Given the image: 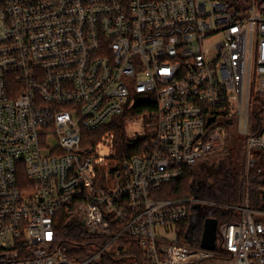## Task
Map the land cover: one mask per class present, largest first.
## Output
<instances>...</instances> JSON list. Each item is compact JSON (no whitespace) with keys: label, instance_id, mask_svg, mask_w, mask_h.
<instances>
[{"label":"built area","instance_id":"2783aa9c","mask_svg":"<svg viewBox=\"0 0 264 264\" xmlns=\"http://www.w3.org/2000/svg\"><path fill=\"white\" fill-rule=\"evenodd\" d=\"M261 87L264 0H0V264H264L248 191ZM120 115L143 122L132 155L118 160L111 130L83 144ZM216 115L243 134L244 194L208 250L179 233L211 202L151 192L223 144ZM61 215L95 241L85 255L61 245Z\"/></svg>","mask_w":264,"mask_h":264},{"label":"trees","instance_id":"16d2710c","mask_svg":"<svg viewBox=\"0 0 264 264\" xmlns=\"http://www.w3.org/2000/svg\"><path fill=\"white\" fill-rule=\"evenodd\" d=\"M254 102L258 105L259 111L264 112V88H260L254 95ZM145 107L152 105H140L136 108L141 112ZM125 115L116 116L111 124L96 131H88L84 135L83 144H93L99 135L105 130H111L115 135L114 149L118 160H123L132 155L140 147L138 139H131L126 133ZM264 131V120L252 125V131ZM93 137L90 139V137ZM95 135V137H94ZM91 140V141H89ZM226 151L215 150L208 154L203 165L187 166L181 178L165 182L158 190L152 191L151 195L157 199H174L197 197L210 201L209 204L194 205L190 208L191 213L198 210V216L189 218L180 224L179 241L184 244L199 246L203 229V222L206 217H213L218 223L235 221L239 218V211L235 206L242 201L244 194L243 169L242 165L234 167L232 164L222 165V156ZM260 157L258 166L261 171L256 173L250 171L248 187L249 204L264 208V196H261L259 186H264V148L257 150ZM80 229L74 219L70 216L61 215L58 224V237L66 253L72 254L79 251V255H85L90 250L84 247V238L79 234ZM77 244L78 247H75ZM218 256V255H217ZM119 258L112 259L103 257L102 264H120ZM125 262V261H124ZM127 264V262H125Z\"/></svg>","mask_w":264,"mask_h":264},{"label":"rangeland","instance_id":"374dc122","mask_svg":"<svg viewBox=\"0 0 264 264\" xmlns=\"http://www.w3.org/2000/svg\"><path fill=\"white\" fill-rule=\"evenodd\" d=\"M256 92L257 91H255L252 95V102L250 109L251 129H252V125L257 123L258 121L264 120V112L259 111L258 105L256 104V102L253 101ZM124 121L126 123L127 134L130 138L140 135L141 130L143 128V122L140 120V117L138 115H127L125 116ZM213 129L219 130L220 139L223 142L221 146L216 148V151L217 150L226 151V154L222 156V161H221L222 165L229 166V164H232V166L234 167L241 166L243 162L242 152L245 147V140L243 138V134L238 130L236 122L226 124L224 121V117H219L215 122H213L209 126L208 131H211ZM200 165H203V163H201ZM104 168L105 167H103L102 169ZM102 187L105 188V186ZM83 243H84V247L86 248H93L95 246V241L89 238H84ZM109 249H112V247H109ZM102 257L103 255H101L100 258ZM206 262L207 260H203L198 264H207ZM120 264H126V263L124 261H121Z\"/></svg>","mask_w":264,"mask_h":264},{"label":"water","instance_id":"95a60500","mask_svg":"<svg viewBox=\"0 0 264 264\" xmlns=\"http://www.w3.org/2000/svg\"><path fill=\"white\" fill-rule=\"evenodd\" d=\"M213 117L208 118L210 122ZM217 220L213 217H206L203 222V229L200 237V247L208 250H214L216 248V229Z\"/></svg>","mask_w":264,"mask_h":264},{"label":"flooded vegetation","instance_id":"af4514ba","mask_svg":"<svg viewBox=\"0 0 264 264\" xmlns=\"http://www.w3.org/2000/svg\"><path fill=\"white\" fill-rule=\"evenodd\" d=\"M219 117H220V116L216 115V116L214 117V120H215V119L217 120Z\"/></svg>","mask_w":264,"mask_h":264}]
</instances>
